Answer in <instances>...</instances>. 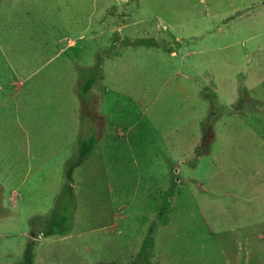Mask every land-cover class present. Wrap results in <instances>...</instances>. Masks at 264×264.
Wrapping results in <instances>:
<instances>
[{"label": "rangeland", "instance_id": "1", "mask_svg": "<svg viewBox=\"0 0 264 264\" xmlns=\"http://www.w3.org/2000/svg\"><path fill=\"white\" fill-rule=\"evenodd\" d=\"M0 88L6 233L10 192L81 143L77 113L96 150L76 200L63 177L47 214L69 217L68 249L91 243L99 264H264V0H0ZM15 243L0 237V264L22 263Z\"/></svg>", "mask_w": 264, "mask_h": 264}, {"label": "crops", "instance_id": "2", "mask_svg": "<svg viewBox=\"0 0 264 264\" xmlns=\"http://www.w3.org/2000/svg\"><path fill=\"white\" fill-rule=\"evenodd\" d=\"M34 74L35 73H32L30 76H28V78H31ZM21 77L23 78V76ZM21 80H23L24 82L26 81L24 79H17L13 81V84H16L14 86L15 88L21 89L20 86H17L18 82H20ZM0 90H2V88H0ZM104 104L105 106L102 117L106 119L107 127L105 128L106 133L103 137V140L105 142H111V131L113 128H115L114 126L116 122V110L115 105H113V100L110 98V96L106 99ZM75 113L73 112L74 115ZM74 124L78 125L77 136H79L83 131L91 129L96 137V130L94 127L95 124L93 122H90V126L88 127V129L81 130V121L77 113L76 117L74 118ZM73 147L74 145H71L70 147L62 149L52 159L46 161L42 167L32 173L21 185L14 188L10 192V196L7 197V201L9 202L12 211L15 213L16 218L12 220L13 224L12 226H10L13 231H9L6 233L4 229L5 225L3 224L4 219L1 218L2 215L0 214V224H3V228L0 231V237L14 236V238L16 239L15 244L17 246V250H10V253L8 252L9 256L15 255L18 257L24 254L29 241L28 239H30L31 237L30 233L32 232V228H30L28 221L35 215H47L51 212L53 208L52 204L54 196L59 191V189L62 188L64 164L69 159V157L72 156ZM123 234L124 233H122L121 236H123ZM72 239L73 236H54L44 238L42 237L41 233L38 234V238L35 239V246L33 247L34 264L100 263L87 256V254H90L92 250L91 243H87L88 246L85 247V249L79 244H77L75 247L71 246L68 249L66 243ZM120 242L118 243L116 239L114 240V254H116L118 250L123 251L127 243H129L128 245H131V242H125L124 237L121 238ZM99 244V240H97L96 244H94L97 249H100V247L98 246ZM83 251L87 254H84ZM79 253H82L84 256L79 255ZM115 258L116 257L114 255L112 256V258H109V260H104V262L102 263H116L117 260Z\"/></svg>", "mask_w": 264, "mask_h": 264}, {"label": "trees", "instance_id": "3", "mask_svg": "<svg viewBox=\"0 0 264 264\" xmlns=\"http://www.w3.org/2000/svg\"><path fill=\"white\" fill-rule=\"evenodd\" d=\"M100 66V62L95 66V68H98ZM94 68V67H92ZM96 82V78L93 77L91 80L86 82L83 86V92L86 93L92 89V83ZM211 116H214L212 113ZM211 122L210 118L206 119L204 121V124L208 125V122ZM211 124V123H209ZM80 139L82 140L81 143L74 146L73 154L72 156L65 162L64 164V178L67 181L68 192H69V202H74L76 200L75 197V172L77 169L82 167L86 161L91 158V156L94 154L96 150L97 145V138L93 134V131L91 129H88L86 131H83L79 135ZM201 151H203V148L197 147L196 148V154L201 155ZM166 213V210H165ZM164 215V213L161 211L160 216ZM49 215H40V216H34L29 220L30 228H32V232L30 234V240L27 244L25 253L23 255V261L20 264H34V255H33V247L35 246V242L38 238V234H36L34 230L35 222L36 221H43V227L44 231L41 232L42 237L48 238V237H66L71 233V223L70 219L67 215L61 216L57 220L48 221ZM110 264H116V263H110Z\"/></svg>", "mask_w": 264, "mask_h": 264}]
</instances>
